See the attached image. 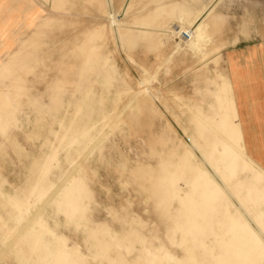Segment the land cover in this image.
Instances as JSON below:
<instances>
[{"label": "rangeland", "instance_id": "rangeland-1", "mask_svg": "<svg viewBox=\"0 0 264 264\" xmlns=\"http://www.w3.org/2000/svg\"><path fill=\"white\" fill-rule=\"evenodd\" d=\"M28 5L0 64V264H264L230 62L264 68V0Z\"/></svg>", "mask_w": 264, "mask_h": 264}, {"label": "crops", "instance_id": "crops-1", "mask_svg": "<svg viewBox=\"0 0 264 264\" xmlns=\"http://www.w3.org/2000/svg\"><path fill=\"white\" fill-rule=\"evenodd\" d=\"M28 8V0H0V64L7 54L5 52L12 48L11 46L14 43H17L19 36L23 33ZM249 57L244 54L239 58H230V62L238 121L242 124L244 139L252 148L253 155L257 157L258 153L264 156V137L262 138L258 134L259 131H264V125L257 127L255 123L256 117L254 115H256V112H254L255 105L253 101L264 98V93L259 92L260 87L257 85L253 86V89H249L250 86L246 87L245 84L251 78H257L259 75L264 78V68L261 69L260 73L255 71L249 74L247 71L253 70L249 65ZM261 158H263L262 162L260 160L258 162L264 166V157Z\"/></svg>", "mask_w": 264, "mask_h": 264}, {"label": "built area", "instance_id": "built-area-1", "mask_svg": "<svg viewBox=\"0 0 264 264\" xmlns=\"http://www.w3.org/2000/svg\"><path fill=\"white\" fill-rule=\"evenodd\" d=\"M192 35L193 33H191L190 31H181V36L183 37V39L185 40H191L192 39Z\"/></svg>", "mask_w": 264, "mask_h": 264}, {"label": "bare ground", "instance_id": "bare-ground-1", "mask_svg": "<svg viewBox=\"0 0 264 264\" xmlns=\"http://www.w3.org/2000/svg\"><path fill=\"white\" fill-rule=\"evenodd\" d=\"M183 30H184V31H190L191 33H193L191 29L189 30V29H181V28H177V29H176V32H178V33H177L178 36L181 37L182 39H183V37L181 36V31H183ZM192 36H193V35H192Z\"/></svg>", "mask_w": 264, "mask_h": 264}]
</instances>
